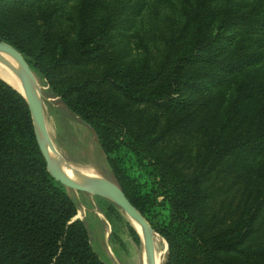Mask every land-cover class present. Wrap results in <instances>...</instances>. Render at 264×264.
<instances>
[{"label": "trees", "instance_id": "trees-1", "mask_svg": "<svg viewBox=\"0 0 264 264\" xmlns=\"http://www.w3.org/2000/svg\"><path fill=\"white\" fill-rule=\"evenodd\" d=\"M237 2H187L176 32L161 33L156 52L137 70L107 44L140 17L137 2H86L76 49L41 72L95 134L129 201L167 241V264H264V183L243 164L264 153V80L237 84L234 102L214 129H205L196 151L158 153L167 135L199 124L193 95L204 82L264 63V16ZM96 9L99 17L92 16ZM0 41L32 70L50 46L46 41L36 51L4 23ZM78 213L48 172L27 101L0 79V264H105ZM131 233L139 243L134 228Z\"/></svg>", "mask_w": 264, "mask_h": 264}, {"label": "rangeland", "instance_id": "rangeland-1", "mask_svg": "<svg viewBox=\"0 0 264 264\" xmlns=\"http://www.w3.org/2000/svg\"><path fill=\"white\" fill-rule=\"evenodd\" d=\"M133 1L137 2L141 9L140 17L126 29L113 33L107 44L115 58L137 70L150 54L156 52L161 33L176 32L184 5L195 0ZM86 2L107 6L113 0H41L26 6L17 4V0H5L0 2V23L11 26L33 45L36 51L44 42L50 44L46 56L41 58V66L39 69L33 68L32 71L42 91L46 113L44 116L54 147L69 164L77 167L87 178L106 179L116 183L95 134L68 110L41 74L50 63L76 49L80 39L79 21L82 6ZM237 5L246 6L249 11H260L264 16V0H238ZM100 15L101 11L96 9L92 16ZM261 40L264 41V37H261ZM245 78H251L254 82L264 80V63L243 67L237 73L225 75L218 83L204 82L205 89L193 95L200 107L199 124H195L184 134L167 135L159 145V155L167 157L179 149L196 151L205 136V129L209 132L221 121L237 96V84ZM164 119L165 117L162 118ZM243 164L252 172L256 183L263 185L264 153L246 157ZM136 174L145 176L140 168L136 169ZM66 190L79 208V219L87 225L94 251L105 264H142L146 247L137 230L142 227L137 222L131 220L108 199L72 188ZM217 208L218 203L213 205V209ZM131 228L137 232L139 243L134 240ZM154 235L167 243L156 231ZM167 261L168 252L164 264H167Z\"/></svg>", "mask_w": 264, "mask_h": 264}, {"label": "water", "instance_id": "water-1", "mask_svg": "<svg viewBox=\"0 0 264 264\" xmlns=\"http://www.w3.org/2000/svg\"><path fill=\"white\" fill-rule=\"evenodd\" d=\"M0 53L13 58L19 67L20 82L24 87L26 95H23L16 87L18 85L17 75L8 65L0 64V79L10 85L27 101L38 140L40 151L46 161L50 175L64 185L66 188L88 192L97 197L108 199L115 203L131 220L142 226L145 233V247L151 264H155L154 231L144 216L133 206L125 193L117 183L106 179H86L82 182L76 181L63 173L51 160L49 146L52 145L48 125L40 101L36 95V77L28 65L26 59L14 47L0 41ZM41 133V135H39ZM76 219H79L77 217Z\"/></svg>", "mask_w": 264, "mask_h": 264}, {"label": "bare ground", "instance_id": "bare-ground-1", "mask_svg": "<svg viewBox=\"0 0 264 264\" xmlns=\"http://www.w3.org/2000/svg\"><path fill=\"white\" fill-rule=\"evenodd\" d=\"M1 63L8 65L12 70H14V72L17 75V79H18V85L16 88L23 95H26L24 87L21 84L20 79H19L20 72L22 70L19 67V65L17 64V62L13 58H11L5 54L0 53V64ZM36 95L38 97V100L40 101V104H41L43 112H44L43 95H42V91L40 89V85H39L38 80L36 82ZM44 114H46V113H44ZM39 135H41V133H39ZM49 151H50V158H51L52 162L67 176H69L70 178H73L77 181H80V182H82L86 179H89V178H87V176L83 175V173L79 172L78 171L79 169L77 167H75L72 164H69L66 161V159L64 158V156L54 147L53 144L49 146ZM139 226H141V225H139ZM137 230H138L139 234L141 235L142 241L144 240V242H145L144 229L138 228ZM153 238H154V248H155V264H164L166 254L168 252L167 243L161 237H159L157 235H154ZM146 251L147 250H145L143 252L141 262H142V264H151L150 258L148 257V254Z\"/></svg>", "mask_w": 264, "mask_h": 264}]
</instances>
